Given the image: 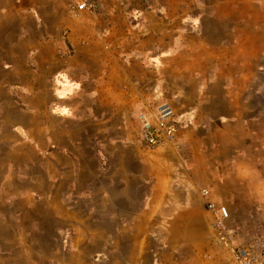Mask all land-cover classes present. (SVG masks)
<instances>
[{"label": "rangeland", "instance_id": "obj_1", "mask_svg": "<svg viewBox=\"0 0 264 264\" xmlns=\"http://www.w3.org/2000/svg\"><path fill=\"white\" fill-rule=\"evenodd\" d=\"M74 1L77 5L83 0ZM89 2V18L82 22L91 24L90 19L94 15L115 18L121 15L124 19L120 23L121 35L120 32L102 31L93 37L94 44L109 47L118 55L116 67L121 73L120 104L115 101L109 103V118L102 126L95 116L89 120L87 127H91L94 142L90 147L75 150L83 160L79 166L82 172L96 179L92 195L85 196L81 191L80 195L69 198L72 208H52L51 205L47 208L33 194L18 195L16 188L20 183L14 182L12 196L0 198V264H129L132 258L136 259V264H232L225 258L214 236V226L201 189L208 188L212 198L228 204L231 222L238 230L240 241H254L264 234V201L258 197L257 191L260 181L264 180V163L241 165L247 172L242 180L236 175L239 169L235 172L230 164L223 165L221 173L226 181L214 180L217 167L212 156L213 140L211 135H206L211 128L210 123L191 131L182 126L184 121L180 120L174 143L148 147L140 133L138 113L141 107L137 98L141 90L156 91L149 84H153L159 74H149L148 69L157 70L158 66L150 64L145 56L139 65L133 60L132 46L139 42L142 34L141 39L145 37V43L150 41L147 46L161 51L165 40L170 38L165 37L170 28L173 30L171 40L177 47L186 39L188 27L191 30L195 28V31L201 27L210 36L205 39L206 44L211 39L212 47L205 49L201 46L204 41L189 36L188 49L197 47L203 50L186 54L189 69L193 62L208 60L211 76L220 77L219 72L230 76V53L225 48L234 44L235 62H244L251 53L253 65L263 71L264 80V52L261 53L264 46V0ZM74 6L70 4L72 10ZM72 13L79 20L78 12ZM4 16L0 14V65L12 62L22 66L26 63L27 54L21 46L29 41L18 33L19 27L29 22L5 19ZM183 16L187 26L181 19ZM50 23L53 29L60 30L52 39L65 46L66 51L62 55L81 50L79 54L85 57V48L91 42L81 36L84 27L77 30L80 38L74 41L70 38L71 29L66 18L57 29V22ZM151 34L153 36H149ZM221 41H225V45L222 42L219 50L216 45ZM175 63L180 69V57ZM78 66L82 76L87 73L89 78L91 75L98 78L100 75L101 66L95 62L89 64L84 61ZM15 72L13 69L14 77ZM256 76L260 77L259 72ZM116 80L110 77V91L115 90L112 83ZM257 87L260 92V86ZM0 103L8 108L10 114L19 103L24 105L16 101L14 106L9 101ZM181 135L185 145L179 139ZM6 137L15 143L16 138L11 131ZM0 149L3 153L0 156L8 154L4 148ZM31 151L30 155L35 157L36 152ZM16 152L15 155H20ZM255 168L259 169V176L253 175L252 169ZM4 169L0 165V172ZM161 178L164 186L154 199L152 194ZM196 178H199L198 183L194 182ZM231 198H234L233 205L229 201ZM2 201H8L7 208L1 204ZM193 203L197 208H192Z\"/></svg>", "mask_w": 264, "mask_h": 264}, {"label": "crops", "instance_id": "obj_2", "mask_svg": "<svg viewBox=\"0 0 264 264\" xmlns=\"http://www.w3.org/2000/svg\"><path fill=\"white\" fill-rule=\"evenodd\" d=\"M70 4H75L73 10ZM77 5L74 0H0V14L3 13L5 19L29 22L20 26L18 33L29 41L21 46V50L27 54L26 63L22 66H16L12 62L0 65V102L9 101L12 106L14 101L24 104L19 103L10 114L8 108L0 103V148L8 153L0 156V165L5 168L0 172V198L12 196L14 182L20 183L16 188L18 195L33 194L47 208H72L69 198L80 195L81 191L85 196L92 195L96 179L82 172L79 166L83 164V160L75 150L90 147L94 142L91 127H87L89 120L95 116L102 126L109 118V103L115 101L120 104L121 73L120 68L116 67L118 55L109 47L94 44L93 37L102 34V31L120 32L121 35L123 29L120 23L124 19L121 15L116 18L94 15L90 19L91 24L82 22L84 19L87 21L86 17L89 18V7L81 10ZM72 11L78 12L79 20ZM65 18L71 29L70 38L74 41L80 38L77 30L84 27L81 36L91 42L85 48V57L80 55L81 50L67 56L62 55L66 51L65 46L52 39L60 30L53 29L50 22H57V29ZM181 19L184 20V16ZM186 21L184 20L185 24ZM194 29L188 27L185 30L186 39L176 47L177 44L174 46L171 40L173 30L169 28L165 37L170 38L165 40L161 51L151 45L147 46L150 41L145 43V37L141 39L142 34L139 42H134L132 54L136 57L133 60L140 65L142 56L146 59L148 57L150 64L158 66L157 70L148 69L149 74H159L155 76L154 83L149 84L156 91L141 90L138 94L137 101L141 107L138 120L146 104L154 105L163 100L174 102L177 119L183 120L182 126L188 130L193 131L210 123L211 128L206 135H211L213 140L212 156L217 167L213 179H217V182L226 181L221 173V166L230 164L235 172L239 169L236 175L242 180L247 172L241 165L264 163L263 71L254 67L251 53L245 57L244 62H235L232 52L234 44L225 48L232 60H228L232 80L230 76L220 72V77L211 76L208 60L193 62L189 69L186 54L189 51H203L197 47L188 49L190 37H198L201 42L204 41L201 46L206 47L205 49L207 46L210 49L212 47L211 39L208 40L209 44L205 42L210 36L201 27L196 31ZM222 42L225 43L221 41L216 45L219 50ZM263 52L264 46L261 48V53ZM178 57L181 59L180 69L175 63ZM84 61L101 66L98 78L92 75L89 78L87 73L82 76L78 65ZM236 68L238 71H235ZM13 69H16L15 77L12 76ZM258 72L260 77L256 76ZM110 77L117 78L112 83L115 85L114 91H110ZM94 78H97L95 82ZM258 85L260 92L257 91ZM10 131L16 138L15 143L6 137ZM87 133H90L89 136ZM179 139L183 142L184 136L181 135ZM30 148L36 152L35 157L30 155L33 153ZM15 152L20 155H15ZM102 161L100 158L101 163ZM252 172L257 176L259 169H252ZM198 179L194 182L198 183ZM163 186L161 178L152 198L156 199L160 195ZM258 197L264 201V197L259 194ZM229 201L233 205L234 198ZM1 204L7 208L8 201H2ZM191 206L197 208V204L193 203ZM135 260L130 259L129 264H136ZM160 260L162 263L163 260Z\"/></svg>", "mask_w": 264, "mask_h": 264}, {"label": "built area", "instance_id": "obj_3", "mask_svg": "<svg viewBox=\"0 0 264 264\" xmlns=\"http://www.w3.org/2000/svg\"><path fill=\"white\" fill-rule=\"evenodd\" d=\"M88 7L87 0L78 4L81 10ZM176 114L174 106L168 100L145 105L139 114V121L141 137L148 147H164L175 142L180 129ZM201 194L212 219L214 236L225 258L232 264H264V234L254 241H240L238 230L231 222L232 214L228 204L212 198L208 188H202Z\"/></svg>", "mask_w": 264, "mask_h": 264}, {"label": "clouds", "instance_id": "obj_4", "mask_svg": "<svg viewBox=\"0 0 264 264\" xmlns=\"http://www.w3.org/2000/svg\"><path fill=\"white\" fill-rule=\"evenodd\" d=\"M93 95H95V93H93ZM256 175L259 176V173H257ZM257 191L259 195L264 197V180L260 181V187L257 189Z\"/></svg>", "mask_w": 264, "mask_h": 264}]
</instances>
